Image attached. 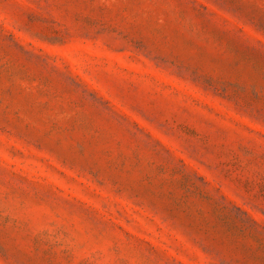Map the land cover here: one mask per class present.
<instances>
[{
	"label": "rangeland",
	"instance_id": "1",
	"mask_svg": "<svg viewBox=\"0 0 264 264\" xmlns=\"http://www.w3.org/2000/svg\"><path fill=\"white\" fill-rule=\"evenodd\" d=\"M0 264H264V0H0Z\"/></svg>",
	"mask_w": 264,
	"mask_h": 264
}]
</instances>
